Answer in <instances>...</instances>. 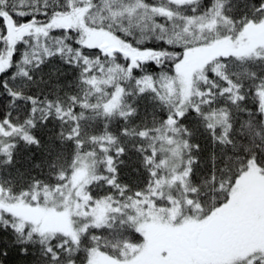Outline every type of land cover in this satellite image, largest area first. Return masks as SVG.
<instances>
[{
    "label": "snow or ice",
    "instance_id": "6c2138e0",
    "mask_svg": "<svg viewBox=\"0 0 264 264\" xmlns=\"http://www.w3.org/2000/svg\"><path fill=\"white\" fill-rule=\"evenodd\" d=\"M0 264H264V0H0Z\"/></svg>",
    "mask_w": 264,
    "mask_h": 264
}]
</instances>
